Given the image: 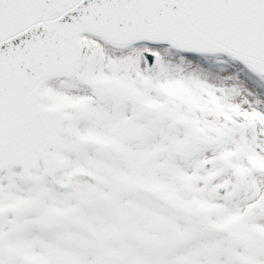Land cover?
I'll list each match as a JSON object with an SVG mask.
<instances>
[{
	"label": "snow or ice",
	"instance_id": "obj_1",
	"mask_svg": "<svg viewBox=\"0 0 264 264\" xmlns=\"http://www.w3.org/2000/svg\"><path fill=\"white\" fill-rule=\"evenodd\" d=\"M0 264H264V0H0Z\"/></svg>",
	"mask_w": 264,
	"mask_h": 264
}]
</instances>
